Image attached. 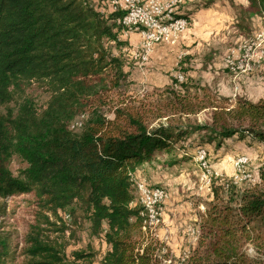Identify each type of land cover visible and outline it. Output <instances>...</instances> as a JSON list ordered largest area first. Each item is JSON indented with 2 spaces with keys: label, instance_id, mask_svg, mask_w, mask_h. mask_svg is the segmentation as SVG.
Instances as JSON below:
<instances>
[{
  "label": "trees",
  "instance_id": "1",
  "mask_svg": "<svg viewBox=\"0 0 264 264\" xmlns=\"http://www.w3.org/2000/svg\"><path fill=\"white\" fill-rule=\"evenodd\" d=\"M94 2L0 0V200L32 195L37 204L19 255L0 205V264H161L169 251L143 231L135 173L189 137L264 151V96L198 95L174 79L160 105L115 107L108 118L104 98L125 87L130 45L121 39L124 12ZM247 2L250 15H264V0ZM203 111L206 121L182 119ZM13 159L24 166L17 175ZM258 174L257 183L213 189L181 264H264V164ZM84 231L105 245L102 255L90 244L68 253Z\"/></svg>",
  "mask_w": 264,
  "mask_h": 264
},
{
  "label": "rangeland",
  "instance_id": "2",
  "mask_svg": "<svg viewBox=\"0 0 264 264\" xmlns=\"http://www.w3.org/2000/svg\"><path fill=\"white\" fill-rule=\"evenodd\" d=\"M94 1L96 4L97 0ZM184 8H189L186 13L190 22L174 44L156 45L146 61L135 60L139 46L123 50L125 87L120 93L106 94L103 110L108 118H112L115 107L126 106L131 111L143 113V110L160 105L161 100L165 101L161 91L169 87L177 76L183 77L180 83L192 85L194 90L191 93L198 95L208 93L231 101L237 97L255 101L264 96V61L253 63V70L247 74L232 73L225 66L227 59L238 63L245 60L246 55L250 56L256 45H264V15H250L247 0H182L178 9L182 12ZM155 52L159 57L165 54L164 61L154 56ZM33 96L40 102L44 101L38 92H34ZM172 113L167 111L165 115ZM183 117L203 122L208 119V111ZM148 120L156 122L150 116ZM239 144L217 148L215 145H198L196 138L189 137L176 143L170 154L156 158L152 169L146 166L134 176L135 182L162 188L167 194L166 201L161 205V223L157 232L168 228L183 242L182 248L173 253L176 256H170V264H181L197 243L200 216L212 201L215 187L227 181L235 182L237 187L258 182V172L264 164V151L257 145ZM201 150L206 152V169L199 161ZM239 158L247 159L241 172L235 167ZM10 168L17 175L24 166L13 159ZM235 177L239 178L235 180ZM0 205H5L2 221L12 234L13 246L19 255L23 238L35 219L36 201L32 195H21L0 200ZM174 214L180 217L174 218ZM193 230H197V236L192 235ZM79 237V244L68 249L69 254L88 244L99 255L105 251V245L99 240L89 239L85 231ZM21 261L22 258L17 256V263Z\"/></svg>",
  "mask_w": 264,
  "mask_h": 264
},
{
  "label": "built area",
  "instance_id": "3",
  "mask_svg": "<svg viewBox=\"0 0 264 264\" xmlns=\"http://www.w3.org/2000/svg\"><path fill=\"white\" fill-rule=\"evenodd\" d=\"M182 0H109L111 11L120 10L124 12L120 20L122 27L121 36L127 38L132 33L140 36L139 54L135 60L146 61L149 53L156 45H172L187 29V19L179 11ZM250 49V48H249ZM256 50V52H255ZM254 52L250 56H245L243 61L235 62L227 59L225 66L232 73L247 74L253 69V63L264 61V45H256ZM182 82L183 77H176ZM199 161L206 169V152H199ZM247 164L246 158H239L235 162L238 172ZM239 177H235L237 180ZM136 193L138 200L143 207L145 217L143 231L156 236V232L161 223V205L166 201L167 194L164 189L151 188L144 182H136ZM193 236H197V230L192 231ZM166 251L163 248L162 254ZM171 257L161 260V264H170Z\"/></svg>",
  "mask_w": 264,
  "mask_h": 264
},
{
  "label": "crops",
  "instance_id": "4",
  "mask_svg": "<svg viewBox=\"0 0 264 264\" xmlns=\"http://www.w3.org/2000/svg\"><path fill=\"white\" fill-rule=\"evenodd\" d=\"M189 9V8H188ZM188 9L187 8H184V10L182 11V13L183 14H187L186 13V11H188ZM136 36V37H135ZM121 39L122 40H126V41H128V43H129V45H130V49H132L133 48V46H134V48H137L138 46H139V44H140V36L138 35V34H136V35H133V34H131V35H129L127 38H124V37H122L121 36ZM164 55L165 54H162L161 55V57H159V54H157V52H155L154 53V56H158V58H160L162 61H164ZM261 98V97H260ZM247 99V98H246ZM248 100V99H247ZM257 100H259V99H257ZM257 100H255V101H251V102H256ZM250 101V100H249ZM231 142L229 141L227 144H230ZM232 145V144H231ZM240 145V144H239ZM237 147H238V145H236ZM235 147V146H234ZM147 166V168L149 167V168H151L152 169V167L151 166H155L153 163L152 164H146L144 167H146ZM144 167H142L140 170H138L136 173H135V175L134 176H136L138 173H140L141 171H142V169L144 168ZM148 168V169H149ZM147 170V169H146ZM134 179H135V177H134ZM174 218H178V217H180L179 216V214H174V216H173ZM164 222H165V220H164ZM167 226V225H166ZM156 238L167 248V249H169V252H170V256L171 257H174V256H176V255H173V253L175 254V253H177L178 252V250H179V247H181L182 248V246H183V242H182V240L179 238V235L178 234H175L174 232H173V230H170V229H168V228H166V229H160V230H158V232L156 233ZM171 250V251H170Z\"/></svg>",
  "mask_w": 264,
  "mask_h": 264
}]
</instances>
